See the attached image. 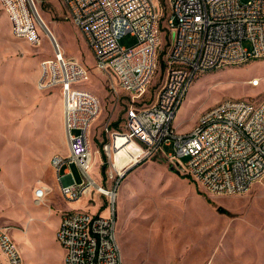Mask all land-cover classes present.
Segmentation results:
<instances>
[{
  "label": "rangeland",
  "instance_id": "rangeland-1",
  "mask_svg": "<svg viewBox=\"0 0 264 264\" xmlns=\"http://www.w3.org/2000/svg\"><path fill=\"white\" fill-rule=\"evenodd\" d=\"M35 4L45 23L44 29L39 27L37 44L14 37L0 4V59L8 57L3 59L6 63L0 61V227L9 229L24 264H63L65 251L57 239L59 219L63 210L79 200L93 214L111 213V197L96 188L73 202L60 194L51 160L56 154L69 155L61 92L39 87L41 62L54 56L56 42L66 58L88 69L89 79L81 87L101 102V114L91 129L94 166L90 173L100 186L114 192L123 264H264V187L254 185L234 195L211 194L161 154L134 161V149L123 142L126 135L121 133L113 141L115 157L113 152L110 156L105 149L112 142L109 132H123L131 97L113 76L95 67L86 38L64 0H35ZM161 4L158 69L143 99L146 105L155 101L167 73L170 7L167 0ZM136 43L131 33L120 39L126 48ZM245 47L251 43L245 42ZM229 99L255 103L264 99V58L200 74L174 126L180 133L189 132L207 110ZM44 117L51 118L47 132L35 125ZM166 150L172 149L166 146ZM71 171L78 182L84 179L76 164ZM45 188L48 194L39 200L37 190Z\"/></svg>",
  "mask_w": 264,
  "mask_h": 264
},
{
  "label": "built area",
  "instance_id": "built-area-1",
  "mask_svg": "<svg viewBox=\"0 0 264 264\" xmlns=\"http://www.w3.org/2000/svg\"><path fill=\"white\" fill-rule=\"evenodd\" d=\"M72 19L86 38L95 67L113 76L132 100L123 132L110 133L105 146L110 156L116 133L136 144L140 162L161 154L182 167L211 194L234 195L254 185L264 187V99L225 100L207 110L191 131L174 126L193 82L204 72L264 58V0H167L171 46L165 58L166 78L156 99H143L158 69L161 47V0H64ZM15 38L37 44L39 27H45L35 0H0ZM131 33L136 45L126 48L120 39ZM250 42L251 47H245ZM55 54L41 62V89L58 88L69 155L56 154L51 165L66 201H77L93 192L111 197V213L104 216L76 210L61 216L57 239L65 251L64 264H123L112 190H105L91 175L94 151L91 129L100 116L99 98L81 84L88 69L68 59L58 42ZM166 146L172 150L168 152ZM97 151L96 153H98ZM183 158H187L183 162ZM76 164L84 175L78 182ZM115 164V163H114ZM115 171H117L114 166ZM114 177V173H110ZM89 179V180H88ZM48 189L37 190L39 200ZM0 264H24L9 229L0 227Z\"/></svg>",
  "mask_w": 264,
  "mask_h": 264
},
{
  "label": "crops",
  "instance_id": "crops-1",
  "mask_svg": "<svg viewBox=\"0 0 264 264\" xmlns=\"http://www.w3.org/2000/svg\"><path fill=\"white\" fill-rule=\"evenodd\" d=\"M7 59L8 57H4V56H2L1 57V59H0V61L1 62H3V64H4V62L5 61H3V59ZM19 59V58H18ZM19 62V61H18ZM6 63V62H5ZM15 63H12V65H14ZM39 77V76H38ZM20 101V99L18 98V102ZM61 102H62V108H61V115H62V117H61V119H62V128H64V119H63V100H62V96H61ZM40 109V108H39ZM17 123L19 124L20 123V113L18 112V115H17ZM51 119V118H50ZM50 119H47V117H44V119L42 120V119H37V120H39L38 122H36L35 123V125H36V127H37V129L38 128H41V129H44V131L45 132H47L48 131V127L46 126V123H49L51 120ZM44 124V125H43ZM13 130H15V128H13ZM18 131H20V127H18ZM73 165H75V164H72L71 166H73ZM71 166L70 167H66V168H63V170H62V172H66L67 170H70L71 171ZM86 196H89V195H86ZM89 206H87V203L86 202H83V200H79L78 202H77V204H74V205H72L71 206V208L70 209H67V210H63L62 211V215L65 213V212H70V211H76V210H83V211H89ZM61 215V216H62ZM61 221V217H60V219H59V222ZM65 263V253H64V256H63V264Z\"/></svg>",
  "mask_w": 264,
  "mask_h": 264
},
{
  "label": "bare ground",
  "instance_id": "bare-ground-1",
  "mask_svg": "<svg viewBox=\"0 0 264 264\" xmlns=\"http://www.w3.org/2000/svg\"><path fill=\"white\" fill-rule=\"evenodd\" d=\"M123 142L127 145L130 146L131 149H134L136 147V144L131 141L127 136H125V138L123 139ZM135 145V146H134ZM103 188V187H102ZM106 190V189H105ZM38 195V193H36V196ZM39 199V198H38Z\"/></svg>",
  "mask_w": 264,
  "mask_h": 264
},
{
  "label": "water",
  "instance_id": "water-1",
  "mask_svg": "<svg viewBox=\"0 0 264 264\" xmlns=\"http://www.w3.org/2000/svg\"><path fill=\"white\" fill-rule=\"evenodd\" d=\"M219 211L223 213V212H225V209L219 208Z\"/></svg>",
  "mask_w": 264,
  "mask_h": 264
},
{
  "label": "trees",
  "instance_id": "trees-1",
  "mask_svg": "<svg viewBox=\"0 0 264 264\" xmlns=\"http://www.w3.org/2000/svg\"><path fill=\"white\" fill-rule=\"evenodd\" d=\"M105 141H107L106 139H105ZM105 156V155H104Z\"/></svg>",
  "mask_w": 264,
  "mask_h": 264
}]
</instances>
